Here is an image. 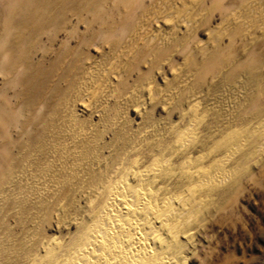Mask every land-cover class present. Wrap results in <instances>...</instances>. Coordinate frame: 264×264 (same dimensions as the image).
Instances as JSON below:
<instances>
[{
	"label": "rangeland",
	"instance_id": "1",
	"mask_svg": "<svg viewBox=\"0 0 264 264\" xmlns=\"http://www.w3.org/2000/svg\"><path fill=\"white\" fill-rule=\"evenodd\" d=\"M14 1L0 0V33L40 6ZM48 7L49 27L24 30L27 53L9 54L12 36L0 34L8 38L7 54L0 43V201H12L11 179L32 158L53 167L50 155L65 146L81 153L108 144L107 154L121 139L163 144L195 123L191 158L219 144L235 153L222 170L232 175L220 189L228 193L196 223L186 264H264V136L257 133L264 87L232 74L248 59L264 80V0H56ZM10 208L0 206L2 215Z\"/></svg>",
	"mask_w": 264,
	"mask_h": 264
},
{
	"label": "bare ground",
	"instance_id": "2",
	"mask_svg": "<svg viewBox=\"0 0 264 264\" xmlns=\"http://www.w3.org/2000/svg\"><path fill=\"white\" fill-rule=\"evenodd\" d=\"M44 1L39 0L33 13L26 9L28 14L18 24L0 33L12 36L9 54L27 53L31 45L24 30L32 35L50 26L53 14L48 6L56 0ZM7 41L0 38L3 54L8 51ZM10 59L16 61L14 56ZM248 61L234 67V78L248 87H264V80L253 76L257 66ZM82 106L89 104L85 101ZM185 127L163 144L142 143L137 137L130 145L121 139L107 154L103 151L108 144L81 153L65 146L66 152L50 155L53 167H40L41 159L32 158L11 179L12 201H0V206L11 207L9 215L0 211V264H186L196 223L207 207L228 193L220 189L232 175H222V170L235 150L219 144L204 156L191 158L198 145L189 135L197 125ZM257 133L264 136V120ZM143 146L147 155L141 153ZM204 147L200 143L199 149ZM221 148L225 154L215 157ZM52 227L55 231L50 235L47 230Z\"/></svg>",
	"mask_w": 264,
	"mask_h": 264
}]
</instances>
